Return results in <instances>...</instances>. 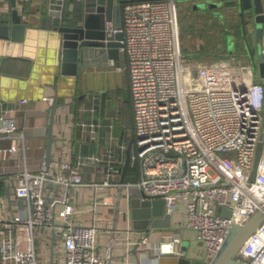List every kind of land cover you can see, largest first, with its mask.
<instances>
[{
	"label": "built area",
	"instance_id": "1",
	"mask_svg": "<svg viewBox=\"0 0 264 264\" xmlns=\"http://www.w3.org/2000/svg\"><path fill=\"white\" fill-rule=\"evenodd\" d=\"M30 1L15 0L13 8L22 20ZM176 1L128 0L121 9L122 26L116 29L112 22L105 23L107 37L122 33L119 50L128 68L134 119L129 164L138 172L133 181L121 178L119 161L110 148L74 154L62 134L56 138L60 149L58 159L52 158L55 167L47 166L45 152L37 167H31L23 131L13 118L0 116V141L9 140L8 146L0 145V178L7 177L10 193L9 218L1 211L0 196V264H49L53 232V264H107L106 241L101 247L98 235L105 237L118 189L119 212L127 228L125 241L117 244L119 251L125 250L121 264H130L128 257L135 246L137 264H159L161 256L182 254L178 249L182 228H172L152 243L149 233L130 231L129 202L135 196L162 199L164 214L170 218L177 205L184 206L185 228L193 229L204 245L203 260L213 259L233 224L247 223L264 205V138L256 176L249 181L264 122V86L251 78L226 86L225 75L213 78V67L190 64L181 46ZM7 2L0 0V15L7 13ZM63 4L64 0H48L45 14L60 17ZM92 58L86 56L85 64ZM106 63L119 73L124 69L120 61ZM223 68L219 65L217 70ZM76 126L85 140L98 143L97 121L80 119ZM119 147L127 151L124 144ZM10 158L18 163L7 165ZM88 167L96 176L91 182L84 179ZM81 187H89L92 193L77 197ZM100 189L108 194L102 196ZM82 199L90 202L91 222L74 218L81 212ZM103 206L106 210L98 211ZM45 228L50 230L48 252L38 258L35 230ZM247 240L236 258L264 264V220Z\"/></svg>",
	"mask_w": 264,
	"mask_h": 264
},
{
	"label": "crops",
	"instance_id": "2",
	"mask_svg": "<svg viewBox=\"0 0 264 264\" xmlns=\"http://www.w3.org/2000/svg\"><path fill=\"white\" fill-rule=\"evenodd\" d=\"M182 2L179 12L185 18L182 21H187L186 24L190 27L197 19L200 21V25L194 30L195 34H199L198 40L202 42L200 48L192 47L189 51L183 48V54L186 52L184 56L189 63L195 67L201 65L213 67L216 71L213 78L217 79L219 74L225 75L226 86L243 84L249 78L264 86V67L261 66L262 63L264 64V0H258V9L262 16L259 20L255 19L257 14H253V17H249L248 12L246 15L243 14L237 9L236 4L231 9L225 10L221 7L217 9L194 7V1L182 0ZM46 5V0L27 2L25 19L22 20L25 24L24 29L21 33L10 32L9 38H0V104H12L11 108L2 110L1 115H7L18 123L19 130L23 131L27 139L29 165L37 167L43 152L46 153L48 141L45 136L52 104L44 98L50 97L53 100L56 96V103L59 106L54 115L53 137L56 139L62 134L68 139L65 145L72 148L74 154L106 152L110 148L119 161L116 165L121 172V178L133 181L138 177V172L130 167L127 151L122 152L119 147L120 144H124L130 151L134 142L133 107L129 83L128 89H123L122 72H117L115 68L111 71L109 67L104 66L107 63L102 56L92 58L87 65L81 64L76 76L62 75L61 34L51 28L41 27V18L46 13ZM72 5H75L73 0H69L65 14L70 18L76 11L79 12L75 6L72 9ZM206 14L211 20L207 21ZM1 16L2 20L7 18L5 15ZM216 19L221 20L222 36L216 34L220 28L214 30L206 27L210 25V21ZM219 65H225V68L217 70ZM215 81L218 84V80ZM123 91L129 92L128 98H124ZM261 114L264 118V104ZM80 119L93 120L100 124L98 143L93 144L83 138L82 131L76 126ZM110 125L114 128L111 129ZM262 131L264 132V122ZM8 144L7 139L0 141L2 146ZM59 147L58 142L52 146L51 156L54 160L58 159ZM17 163L18 160L10 158L6 164L14 166ZM51 163V167H55V162ZM84 173L86 182L96 178L92 167L86 168ZM6 178H0V196L4 201V209L2 210L1 205V211L9 218ZM91 193L89 187H81L76 192L77 197H88ZM79 206L80 214L74 215L76 222H91L93 213L89 207V200L82 199ZM105 210V206L98 209L103 212ZM185 219L184 206L177 205L176 211L170 218L171 226L153 230L149 233L148 242L163 239L172 228H182V244L178 249L181 251L185 246L188 255L203 259L204 245L197 240L193 229L185 228ZM102 238L105 242V237ZM159 260V264H173L175 261L168 255L161 256ZM128 261L130 264H137L136 254H130Z\"/></svg>",
	"mask_w": 264,
	"mask_h": 264
},
{
	"label": "water",
	"instance_id": "3",
	"mask_svg": "<svg viewBox=\"0 0 264 264\" xmlns=\"http://www.w3.org/2000/svg\"><path fill=\"white\" fill-rule=\"evenodd\" d=\"M48 1V0H47ZM69 0H64L60 17L55 14L44 15L41 18V27L51 28L55 32L61 34V62L60 72L62 75L76 76L79 71V66L86 65L85 58L88 55L101 57L103 60H113L115 65L119 64L121 46L120 40L122 33L120 31L112 33L109 37L102 27V22H112L114 28L119 29L122 26V5L128 0H73L76 10L79 11L80 19L74 20L68 17L66 6ZM194 1L193 6L205 7L209 9H217V7L231 9L236 4L237 9L243 14L261 19L259 13L258 0H188ZM196 2V3H195ZM195 3V4H194ZM15 0H8L7 13L4 14L7 18L2 20L0 15V38H9L10 32L18 33L24 29L25 24L22 23V18L17 15V10L14 9ZM75 10V9H74ZM74 12V11H73ZM75 13V12H74ZM70 18V19H69ZM69 19V20H68ZM262 68L264 64H261ZM56 96L52 100L49 114V126L46 132L48 141L46 146V164L49 166L53 161L51 150L56 139L53 137L54 130V115L58 108ZM12 104H0V116L2 110L11 108ZM259 142L256 147V157L252 167V172L249 181H253L257 173V164L261 155V146L264 138V132H260ZM129 154V150H127ZM130 161V154H129ZM6 188L7 197L10 193ZM121 190L118 189L113 202V214L109 227L105 228V258L107 264H121L119 260L125 256V253L119 252L117 249L118 243L125 241L127 228L124 219L120 216L119 200ZM131 207V232L145 231L150 233L152 230H157L160 227H170V214H164V202L162 199L147 200L140 199L138 196L131 198L129 202ZM230 213V211H229ZM228 215V214H226ZM264 220V205L247 221L245 224H233L225 237L222 247L211 260H203L192 257L187 254V247H182L180 256L175 254L168 255L174 258L173 264H247L240 262L236 257L241 247L248 241L247 239L258 229L259 225ZM56 237L55 232L52 233L50 240L51 250L49 264H53V243ZM138 252L137 246L130 251V254Z\"/></svg>",
	"mask_w": 264,
	"mask_h": 264
},
{
	"label": "rangeland",
	"instance_id": "4",
	"mask_svg": "<svg viewBox=\"0 0 264 264\" xmlns=\"http://www.w3.org/2000/svg\"><path fill=\"white\" fill-rule=\"evenodd\" d=\"M181 4H183L182 0L181 1L177 0L176 1L178 17H180V20L178 21V24H179V29L181 30L180 40H181L182 49L185 48V49H188V51L190 49H192V47L195 48V49L196 48L198 49V48H200L199 46L201 45L202 42H200L198 40V38H199L198 35L199 34H195L194 30L196 29V27L198 25H200V21L197 19L196 21L191 23L192 27H190L189 24H186L187 21L186 22L182 21V19L184 20L185 18L181 15V13H179L181 8H182ZM205 18L208 19L207 21L211 20L208 14L205 15ZM105 23H106V21L102 22L103 29L105 28ZM209 23H210V25H206V27L209 28V29H214V30H218V28H220V30L216 34H217V36H222L223 28H221V25H220L221 20L220 19H216V20H213V22L210 21ZM184 54H186V52H184ZM125 65H126V61H125L124 56H122L121 59H120V66L124 67ZM104 66L109 67L111 69V71L114 68V66H108V64L107 65L104 64ZM121 75L123 76V83H124L123 89H128V83L126 82V79H128V68L127 67H124V69L122 70V74ZM121 75H119V76L122 77ZM83 81L85 82V78L83 79ZM123 93H124V98L125 97L126 98L129 97V92L128 91H123ZM133 189H135V188H133ZM99 191H101V195H107L108 194L107 190L100 189ZM3 209H4V204L2 203V210ZM35 231H36L35 246H37V256H38V258H41L42 254H46L48 252V248H46V246H47L46 237L49 235L50 230L48 228H45V229H41V230L36 229ZM131 237H133V236H131ZM100 239H101V237H99V235H98L99 244H100L101 247H103V245H104L103 244V242H104L103 238L101 240ZM102 249H104V248H102ZM124 251L125 250L123 248L119 252H123L124 253Z\"/></svg>",
	"mask_w": 264,
	"mask_h": 264
},
{
	"label": "trees",
	"instance_id": "5",
	"mask_svg": "<svg viewBox=\"0 0 264 264\" xmlns=\"http://www.w3.org/2000/svg\"><path fill=\"white\" fill-rule=\"evenodd\" d=\"M76 9H77V7H76ZM80 15H81V14H80L79 12L76 11V13H75V15H74V17H73L74 20H75V19H78V18L80 17Z\"/></svg>",
	"mask_w": 264,
	"mask_h": 264
},
{
	"label": "bare ground",
	"instance_id": "6",
	"mask_svg": "<svg viewBox=\"0 0 264 264\" xmlns=\"http://www.w3.org/2000/svg\"><path fill=\"white\" fill-rule=\"evenodd\" d=\"M163 251H164V252L167 251V246H166V245L163 247Z\"/></svg>",
	"mask_w": 264,
	"mask_h": 264
}]
</instances>
